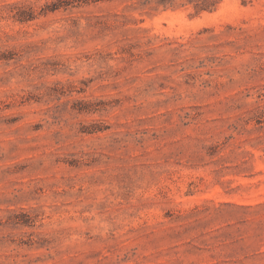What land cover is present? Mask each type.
<instances>
[{
	"label": "rangeland",
	"instance_id": "374dc122",
	"mask_svg": "<svg viewBox=\"0 0 264 264\" xmlns=\"http://www.w3.org/2000/svg\"><path fill=\"white\" fill-rule=\"evenodd\" d=\"M0 264H264V0H0Z\"/></svg>",
	"mask_w": 264,
	"mask_h": 264
},
{
	"label": "trees",
	"instance_id": "16d2710c",
	"mask_svg": "<svg viewBox=\"0 0 264 264\" xmlns=\"http://www.w3.org/2000/svg\"><path fill=\"white\" fill-rule=\"evenodd\" d=\"M86 1V0H85ZM165 4L174 7L180 2L181 6L192 5L198 13L216 9L224 0H161Z\"/></svg>",
	"mask_w": 264,
	"mask_h": 264
}]
</instances>
